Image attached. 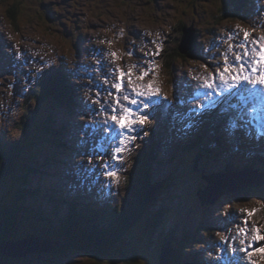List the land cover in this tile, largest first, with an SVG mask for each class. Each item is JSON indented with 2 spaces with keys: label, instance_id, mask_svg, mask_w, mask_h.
<instances>
[{
  "label": "rangeland",
  "instance_id": "obj_1",
  "mask_svg": "<svg viewBox=\"0 0 264 264\" xmlns=\"http://www.w3.org/2000/svg\"><path fill=\"white\" fill-rule=\"evenodd\" d=\"M228 5L229 3L227 4L226 0H0V35L8 37L11 46L4 53L11 56L13 52L12 62H9L10 65L8 66V73H6V70L0 72L1 147L3 146V149L9 148L22 139L25 127L19 121L24 109V102L30 90H32V82L30 81L37 74L43 72L47 67L46 63L55 59L57 55H62V62L64 59L68 71L75 76V85L80 87V101L82 104H80L79 110L86 105L89 107L95 106L97 111L83 122L85 125H89L86 138L91 139L93 142L92 158L86 160L80 169L73 172V178L70 180L72 186L66 182V178L52 176L55 174H53L54 170L51 164L58 157V152L46 144L47 137L44 135L37 136L41 142L28 139L22 146L24 161L28 162L27 159L30 158L29 167L32 171L38 167L39 173L32 172V175H28L27 180H24L22 184L18 180L22 177L21 173L17 176H0V206L6 209L14 220L13 240L26 239L28 237L26 235L46 236L51 238L57 252L66 251L64 255L29 253L30 255L26 258L11 259L10 264H98L92 257L70 250L66 245V241L59 236L57 227L50 226L45 222V219L50 216L52 208L58 210L59 215L65 211L63 205H59L58 196H55V204L53 205L51 202H41L39 200L41 196L37 198L32 194L29 197L27 195L30 194L29 191L35 192L44 188L49 193L48 187L53 190L58 186L65 189L66 185L72 188L74 193H85L94 184L97 176L104 182L103 186L113 187L114 178L100 174L106 162V159H103L107 154L104 147L107 144L110 149L114 144V141H110L107 134L108 130L104 125L106 122L112 123L111 116L119 117L122 115L123 107H131L132 104L123 100L122 97L129 95L130 99H133V95H136L132 90L133 86L138 90L150 92L148 89L150 84L153 89H159L158 95L155 97L150 96L148 99L140 97L141 99L139 98L138 101L143 100L148 104V108L144 109L142 104H136L137 108L133 112L138 113L139 111L151 115L152 110L157 105L165 102L166 113L164 107H160L158 121H162L164 113L165 118L170 119L174 115L177 121L170 120L169 122L173 124V130L167 133L164 128H161L159 134L160 147L157 151V157L164 160L167 166L154 165L152 171L150 170L152 183H160L164 180L162 178L170 173L166 179L167 183L161 193L160 191L156 192V190L152 191L153 187L156 186H152L151 189L147 190L144 198L145 205L148 207V214L163 208L164 210L170 208L176 210L179 216L177 219L172 218L169 220L166 214L173 215L174 213L168 211L161 218H157L159 223L154 228L145 218L140 226L133 231L132 235L123 239V243L127 249H132L128 247L129 243L132 242V245L136 246L141 239L142 242L145 241L144 236L147 235L149 243L146 240V245L139 243L138 245L143 248V252L149 254L142 253L130 259L131 256L136 254V251L129 250L128 258L133 259L137 262L136 264H158L160 248L169 240L175 248H177V245H181L182 258L188 260V257H190L192 261L187 264L197 263L194 253L203 249L205 250L202 251L199 258L204 264H211V262L216 261L211 257L206 258L209 252L216 256L214 249H207L211 243L221 244L227 249L233 248L237 255V264H239V254H242L243 258L246 259V251L241 248L243 243L241 241L252 238L251 235L247 237L240 235V228L243 226L245 229L246 226L248 227L246 231L252 235L255 234L252 230L259 228V226L254 211L259 206L252 202L250 204L251 206L255 205L254 208H249L248 205L240 206L228 194L210 209H206L201 208L199 200L195 196L196 191L205 186L200 174L208 175L222 167L224 162H227L226 159L223 161L213 160L212 157H208L204 153L195 165V158L203 153L202 147L204 144L213 145L216 139L229 140L234 133V127L226 126L219 131L218 136H215L213 141L207 137L194 149L184 148L183 141L185 138L193 139L194 137L203 136L200 130L194 133V137L191 136L198 125V115L193 109L196 106L198 107L200 103L206 102L204 90H200L199 85L203 83L205 77H211L213 69L223 70L220 66L224 64V56L228 55L229 57L232 54L229 59L234 61L236 54H244L245 49L239 47L240 44H238L241 42L247 46L251 53L250 55H244L246 56L244 58L245 66L248 67L250 64L252 66L259 65L252 64V62L258 60H253V58L256 56V51H259V47L264 43V40H261V37H264V13L258 11L255 2L251 9L257 14H254L255 18L249 20L250 23H245L225 16L232 11L226 14ZM231 6L229 5L230 8ZM238 10L240 16L245 14L244 1L238 5ZM11 17H14V21L11 20ZM182 27H186L187 30L192 29L194 32L187 31V33H184L185 28ZM116 30L120 37L119 42L112 41L113 37L118 36L115 33ZM245 33H249L247 40H245ZM84 35L83 44L85 49L81 52L80 63L83 67L81 69L76 66L73 55L75 54L74 49L82 47L80 40ZM89 37L92 42L89 41ZM167 40L169 41L168 44L164 45ZM196 40L198 48L194 53L196 54L198 50L199 59L194 57L181 58L177 55L171 56L170 51L172 48L173 51L177 49L179 55L185 56L179 48L183 47L185 42V47L190 49L192 43L196 46ZM163 49H169L167 52L170 61L167 66L169 71L162 68V64L158 62ZM230 49H234V51H229ZM94 50H100L104 53V56L99 58L85 57ZM58 52L60 54H57ZM112 53H116V56H113ZM134 63H138V65L136 66ZM175 63H177L178 75L175 74L174 78L168 80L172 77L171 67ZM0 69L2 68L0 67ZM121 69L125 73L129 70L132 72L130 78L125 77L124 92H120L113 87L115 83L119 82V71ZM145 71H148L149 74L143 80L137 79ZM257 72L260 75L264 73V63L260 64V70ZM235 74L232 73V75ZM240 75L243 76L244 73ZM129 80L134 83H129ZM184 82H186L185 87L175 89L177 84ZM247 86L251 89L250 85ZM198 90L200 91V97H196ZM118 96L121 97L120 104L123 107L116 104ZM231 98L235 103H239L236 97ZM259 99L263 100L262 95ZM181 101H184V103L181 104ZM29 104L31 103L29 102ZM110 105L111 107H109ZM102 107L108 108L107 114L101 113L99 115ZM112 108H115L116 111H112ZM38 110L40 115H45V118L41 119L45 122L41 128L38 117L33 121V123L35 122L33 126L37 130L41 128V133L44 132L45 126L51 123L49 119H46L47 117H51L53 123L56 120L55 124L65 120L60 104L48 100ZM132 119L137 120V114H134ZM204 120L206 119L204 118ZM216 122L217 119L214 123L216 124ZM246 124L244 133L250 135V130L253 132L255 130L252 127L249 130V123L246 122ZM98 125L103 127L101 134L106 137L104 141L100 140V136L96 132L95 127ZM146 128V121L143 124L136 123L133 125L134 131L128 132V137L132 135L135 139L125 141L120 139V142H123L122 149H124L119 153L121 160L117 163L112 159L110 165L117 169H124L125 172L129 170L128 160L130 155L142 150V147L136 144L137 140L142 142L139 131H144ZM110 129L116 131L113 126H110ZM212 130L214 131V128ZM34 136L35 134L31 132L29 138L32 139ZM69 138L75 142L80 140H78V132L70 134ZM176 142L180 143V147H182V153L180 154L175 148ZM116 147L120 146H113L112 156L115 154ZM212 150L217 156L223 154L218 153L217 149ZM222 151L224 153L229 151L230 154L227 159L229 163H237L240 167L248 164L246 155L241 156L235 154L234 150H226L225 148ZM210 155L212 156L213 152ZM63 158L67 161L73 159L71 155L61 154L60 159ZM64 159L63 161H65ZM21 169L24 170L25 166ZM62 169V167L59 168L61 174ZM132 171L130 170V173H133ZM185 176L187 177L185 178ZM141 182L144 181L141 180ZM171 186H173L172 189ZM182 197H184V202L180 200ZM168 198H171V201L167 203ZM226 202H230L232 208L238 214L246 216L244 221H248L247 225H244L236 214L223 213L226 210ZM39 205H41L44 214L38 216V218L33 211ZM240 208L243 209V213ZM249 212L254 214L256 222L250 219ZM211 223H216L222 229L223 234L230 233L235 239L231 238L232 241L228 242V239H217L211 234H206L207 239H205V233L198 234L196 232L195 226L202 231L204 226L207 227ZM184 237H193L196 241L199 238L201 243L197 245ZM253 241L255 242V260L258 264H264L258 257V249L264 241ZM234 244L238 246L234 248ZM222 249H220V252ZM119 256L118 253H115L114 260L117 261L115 264H126L122 260L119 261ZM230 256H233L232 252H230ZM100 264L108 263L100 262ZM170 264H172V261Z\"/></svg>",
  "mask_w": 264,
  "mask_h": 264
},
{
  "label": "trees",
  "instance_id": "obj_2",
  "mask_svg": "<svg viewBox=\"0 0 264 264\" xmlns=\"http://www.w3.org/2000/svg\"><path fill=\"white\" fill-rule=\"evenodd\" d=\"M227 1H229V3L232 2L230 3V5H232V7L234 8L233 10L231 9L232 11L228 14V17L231 19H240L241 17L239 16L238 5H240L243 0H235L237 3L233 0ZM168 50L169 49H167L164 54V63L167 65L170 64V61L167 57ZM170 54L171 56L177 55L181 58L194 57V53H192L191 51L187 52L185 56H181L177 53V49L173 51V48L170 51ZM163 68L166 71H169L167 67ZM56 84H59V87H57ZM46 100H49L55 104L66 102L71 105L73 103L72 96L68 88L65 87L64 81L60 77L55 78L54 76H51L49 79H47V81L43 79L42 85H40L39 88L35 87L33 89L32 98L29 101L31 104L28 105L31 110H29V107H25L22 110V120L20 124H23L25 127L22 139L15 142V144L9 148L0 149V176H17L19 173H21L22 177L18 178V180L22 184L24 183V180H27L26 178L28 177V175L31 176L32 172H34V170L32 171L29 167L30 158L27 159L29 160L28 162L24 161L22 155L24 153L22 151V146L25 141L30 139L29 136L32 130L34 132L41 131L45 120L42 121V117L39 118V122L41 123V128L39 130H37V128H34L33 125L35 122L33 123V121L36 118L35 116L37 115L38 106ZM46 119L50 120L51 117H47ZM44 132L46 133L49 139L54 140V132L50 128H44ZM258 149L259 148L257 146L253 148V150L257 153ZM153 163L154 160L151 154L146 151L143 152V155H141L140 158H136L133 169L135 171L129 178H127V183L124 186L123 190L124 193L118 199L119 202L117 204H111L112 208H110V211H108L110 212V224L107 223L102 225V227H97L99 230L87 224L86 222L98 218L97 216H94L96 212L92 213L91 215L89 212L77 214L76 211L73 210L65 214L62 218L57 219L58 221L65 222V225L61 230V237H64L66 245L69 249L74 248L76 252H81L85 255H89L98 264H100V262L115 264V262H117L114 260L115 253H118L120 255L119 261L122 260L126 264L137 263L133 259L130 260L132 256L129 259L128 254L129 250H132V252L136 251V254L138 252V256L144 253L143 248L138 245V243L142 244V239L137 242L136 246L132 245V242L129 243L128 247L132 249H127L124 246L123 239L131 235L133 229L136 228V225H138L142 219L144 220V217L149 216L148 221L150 225L152 224V228L157 225L155 223L158 220L156 214L151 215L147 213L148 207H146L144 200L147 189L151 188L152 186L160 185V183H155L154 185L151 182L150 166ZM251 165H255L258 168L261 167L260 169L264 170V157H252ZM23 166H25V169L21 171V168H23ZM141 180H143L144 182H141ZM27 196L29 197L30 194ZM230 197L231 199L240 203H245L246 200H248V198L250 197L256 198L260 202V204H262V209L259 210L257 219L260 220L264 226V187H260L257 189L247 188L241 193H235L230 195ZM91 211H93V209H91ZM54 212L56 213L55 215L60 217L56 210ZM33 213L37 217L44 214L42 209L40 211L35 209ZM0 215L3 223V230L0 236L1 243V241L12 240L14 220L12 218V215L9 214L7 210L4 209L2 206H0ZM53 221H55L53 216H49L45 219V222L47 224H49L50 226L54 225L55 227H57L54 223H52ZM150 225L148 226V228L150 227ZM57 229L60 230V228L58 227ZM93 232L94 234L95 232L98 234L97 237H95ZM26 237L27 239L30 238L29 235H26ZM181 249L182 248L180 247L173 256L172 264H178L179 262H181V260H183ZM65 252L66 251H55L54 254L64 255ZM1 255L0 261L6 264H10V260L13 258H3ZM127 259H129L130 261Z\"/></svg>",
  "mask_w": 264,
  "mask_h": 264
},
{
  "label": "snow or ice",
  "instance_id": "obj_3",
  "mask_svg": "<svg viewBox=\"0 0 264 264\" xmlns=\"http://www.w3.org/2000/svg\"><path fill=\"white\" fill-rule=\"evenodd\" d=\"M248 36H249V33H245V40L248 39ZM261 40H264V37H261ZM239 47L245 49L244 54H236L234 61H231L229 59L228 55H225L223 58L224 64L222 66H220V67H222L223 70L220 71L218 68L213 69L211 77L210 78L205 77L203 83L201 85H199V89L204 90V99L208 100V102L207 103H200L198 105V108L193 109V111L196 112L197 115H199L201 112H203L206 107L212 108L213 105H216L219 102V101H217L216 97L223 96L225 93H229L230 96L240 94L242 92V90L244 89L245 84L250 85L251 90H253V91H256V90L264 91V74H261L258 76L254 75V73L257 72V68L252 67L251 64L248 65V67H251V72L247 71V68H246L245 63H244V55H250L251 53L247 49V46L245 44L241 43L239 45ZM229 51H234V49H230ZM252 51H255V50H252ZM112 55L116 56V53H112ZM256 55L259 57V60L253 61L252 64L264 63V49H262L260 51H256ZM236 62H238V63H236ZM133 67H135V66H133ZM205 67L207 68V66H205ZM232 73H236V74L232 75ZM241 73H244V75L241 76L240 75ZM148 74H149L148 71H145L142 75L137 77V79L143 80ZM126 76L129 78L132 76L131 70H129V72L125 73L121 69L119 71V78H118L119 82L115 83L113 85V87L118 89L120 92L125 91L124 80H125ZM129 83H134V82L129 80ZM148 89L150 90V92L138 90L135 88V86H133L132 90L136 93L137 96H143V97H145V99H148L150 96L155 97L159 93V89H153L151 84L148 85ZM233 89H241V91L233 93L232 92ZM196 97H200V91L199 90L196 92ZM209 98H211V99H209ZM122 99L128 101L130 104H142L144 109L148 108V104L145 103L143 100L137 101L135 99H130L129 95H124L122 97ZM239 100L241 101V103L244 102V98L242 95L239 96ZM120 101H121V97L118 96L116 98V104L119 105L120 107H123V105L120 104ZM153 102L155 103L156 101H153ZM180 103L183 104L184 101H181ZM109 107H111V105ZM233 107H236V106L233 105ZM245 107H247V105H245ZM112 111L115 112L116 109L112 108ZM252 111L253 112L256 111L255 106H253ZM134 114L138 115V113H134L131 108L123 107V114L122 115H120L119 117L115 116V115L111 116V120H112L114 126H118V129L120 131V135H123V130H125V129H127L128 132L134 131V129H133L134 124H136V123L143 124L148 119V117L146 115H143V116H140L138 121L133 120L132 116ZM125 139L126 140L135 139V137H125ZM123 150L124 149H122L120 147H116L114 150L115 154L111 158L118 163L121 160L119 153H121ZM104 167L108 168L109 165L105 164ZM106 175L108 177L115 178L117 181L119 180V176L117 175V171H108L106 173ZM248 215L251 216V215H253V213L249 212ZM243 224L247 225L248 221L247 220L243 221ZM252 231L255 233L254 235H252L248 231H245L244 227L241 226L240 235L245 236V237L251 235V238L253 240L264 241V235L260 234L259 228H255ZM243 250L247 251V249H243ZM258 250L261 253H264V247H261Z\"/></svg>",
  "mask_w": 264,
  "mask_h": 264
},
{
  "label": "water",
  "instance_id": "obj_4",
  "mask_svg": "<svg viewBox=\"0 0 264 264\" xmlns=\"http://www.w3.org/2000/svg\"><path fill=\"white\" fill-rule=\"evenodd\" d=\"M193 32V30L184 29L183 32L187 33ZM186 43L184 42V46L180 47V52L186 54L189 48L185 47ZM231 173H227L225 175H213L211 177H206L210 186L206 187L204 190H200L198 192V197L200 199L201 205L204 206L206 204H215L218 199L227 194H232L236 192H240L244 190L246 187H257L264 183V180L261 179L259 183L253 184L248 179H244L241 177H227ZM226 176V177H225ZM222 181V182H219ZM3 230V223L0 215V235ZM168 250L163 251V257L161 264H170V253ZM52 252V246L44 247L41 245V242L37 239L26 238L21 241H3L0 243V253L3 257L8 258H23L26 257L29 253H37V254H50ZM169 253V254H168ZM0 264H4L0 262Z\"/></svg>",
  "mask_w": 264,
  "mask_h": 264
},
{
  "label": "clouds",
  "instance_id": "obj_5",
  "mask_svg": "<svg viewBox=\"0 0 264 264\" xmlns=\"http://www.w3.org/2000/svg\"><path fill=\"white\" fill-rule=\"evenodd\" d=\"M197 79H199V77H197ZM39 192V191H38ZM50 196H52V195H50ZM51 200V204L53 203L54 204V202H55V199L54 198H51V199H49V201ZM12 233H13V231H12ZM2 234V233H1ZM1 236V235H0ZM32 237V235H30V238ZM23 239H25V238H22V239H19L18 241H21V240H23ZM221 239L223 240V239H225L223 236L221 237ZM6 241H14L13 240V238H12V240H6ZM1 242H3V241H1ZM243 241H241V243H242ZM34 254H37V253H34ZM44 254V253H43ZM51 254H54V252H51L50 254H46V255H51ZM1 255V254H0ZM28 255H30V254H28ZM27 255V256H28ZM45 255V254H44ZM2 256V255H1ZM26 256V257H27ZM3 257V256H2ZM26 257H23V258H26ZM208 257H211V258H214V259H219V256H213V254L211 253V252H209L208 254H207V257L206 258H208ZM3 258H5V257H3ZM9 258H12V257H9ZM15 259V258H14ZM17 259H20V258H17ZM1 262V261H0ZM3 263V262H2ZM4 264H6V263H4Z\"/></svg>",
  "mask_w": 264,
  "mask_h": 264
},
{
  "label": "bare ground",
  "instance_id": "obj_6",
  "mask_svg": "<svg viewBox=\"0 0 264 264\" xmlns=\"http://www.w3.org/2000/svg\"><path fill=\"white\" fill-rule=\"evenodd\" d=\"M166 59V58H165ZM136 66L138 65V63H134ZM248 72H251V71H248ZM254 75H259V73H256V74H254ZM223 105H224V103H223ZM173 118L177 121V119H176V117L173 115ZM79 127V130H80V128H81V126H78ZM80 131H78V140L80 139ZM255 166V165H254ZM49 202H51V200L49 201ZM55 211V210H54ZM57 211V213H58V210H56ZM87 213V212H86ZM92 213H90V215H91ZM59 215V214H58ZM60 216V215H59Z\"/></svg>",
  "mask_w": 264,
  "mask_h": 264
}]
</instances>
